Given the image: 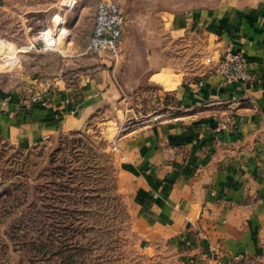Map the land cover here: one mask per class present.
Returning <instances> with one entry per match:
<instances>
[{
    "label": "crops",
    "instance_id": "crops-1",
    "mask_svg": "<svg viewBox=\"0 0 264 264\" xmlns=\"http://www.w3.org/2000/svg\"><path fill=\"white\" fill-rule=\"evenodd\" d=\"M172 28L188 58H161L153 40L114 74L89 69L76 89L46 90L39 101L0 96V139L30 147L120 111L104 128L119 143L137 235L156 264L264 260V2L198 10ZM227 47L247 58L248 84L225 85L216 73ZM250 98L257 107L246 102L236 128L218 132L213 116Z\"/></svg>",
    "mask_w": 264,
    "mask_h": 264
},
{
    "label": "rangeland",
    "instance_id": "rangeland-1",
    "mask_svg": "<svg viewBox=\"0 0 264 264\" xmlns=\"http://www.w3.org/2000/svg\"><path fill=\"white\" fill-rule=\"evenodd\" d=\"M114 1L127 26L123 57L110 68L86 51L95 0H0V96L43 98L48 85L50 91L76 89L93 77L89 69L114 74L126 58L142 55L143 43L151 52L153 40L159 39L161 58H188L184 36L173 34L175 18L230 2H264ZM57 14L58 28L52 20ZM63 30L68 33L61 39ZM211 48L200 56H211ZM113 114L101 111L85 127L30 147L0 139V264H156L137 235L132 180L124 172L119 143L113 150L115 133L104 128L105 119L122 117L120 111Z\"/></svg>",
    "mask_w": 264,
    "mask_h": 264
},
{
    "label": "built area",
    "instance_id": "built-area-1",
    "mask_svg": "<svg viewBox=\"0 0 264 264\" xmlns=\"http://www.w3.org/2000/svg\"><path fill=\"white\" fill-rule=\"evenodd\" d=\"M127 26V18L120 5L114 0H95V17L92 36L87 46V53L96 54L107 67L116 65L123 57V36ZM214 69L222 77L223 84H248L251 82L249 62L241 53H234L227 47L213 60ZM49 90L50 85L47 86ZM32 101H39L40 96L34 95ZM249 103L257 107L255 99L238 100L228 105V110L213 116L216 130L231 131L236 128L237 121L235 110ZM115 144L113 150H117ZM245 260L242 256H236L229 264H239Z\"/></svg>",
    "mask_w": 264,
    "mask_h": 264
},
{
    "label": "bare ground",
    "instance_id": "bare-ground-1",
    "mask_svg": "<svg viewBox=\"0 0 264 264\" xmlns=\"http://www.w3.org/2000/svg\"><path fill=\"white\" fill-rule=\"evenodd\" d=\"M75 2V0H66V4H71V3H74ZM62 20H61V16H60V14H57L55 17H54V19H53V22H54V24H55V26L58 28V27H60L61 26V22ZM67 33H68V31H66V30H63L62 32H61V39H64V38H66V36H67ZM45 36H49L50 35V30H46L44 33H43ZM48 41V40H47ZM50 41H53L52 39L50 40ZM51 43V42H50ZM53 43V42H52Z\"/></svg>",
    "mask_w": 264,
    "mask_h": 264
}]
</instances>
